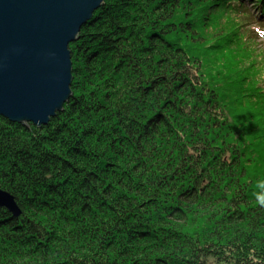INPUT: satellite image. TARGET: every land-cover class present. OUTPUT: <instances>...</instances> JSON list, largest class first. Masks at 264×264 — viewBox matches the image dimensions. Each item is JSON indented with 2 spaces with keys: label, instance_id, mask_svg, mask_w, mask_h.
I'll use <instances>...</instances> for the list:
<instances>
[{
  "label": "trees",
  "instance_id": "16d2710c",
  "mask_svg": "<svg viewBox=\"0 0 264 264\" xmlns=\"http://www.w3.org/2000/svg\"><path fill=\"white\" fill-rule=\"evenodd\" d=\"M248 2L264 17V0L105 1L70 45L63 112L0 118L22 211L0 207V264H264Z\"/></svg>",
  "mask_w": 264,
  "mask_h": 264
},
{
  "label": "water",
  "instance_id": "95a60500",
  "mask_svg": "<svg viewBox=\"0 0 264 264\" xmlns=\"http://www.w3.org/2000/svg\"><path fill=\"white\" fill-rule=\"evenodd\" d=\"M106 0H0V118L47 126L70 101V45ZM0 207L22 211L0 189Z\"/></svg>",
  "mask_w": 264,
  "mask_h": 264
},
{
  "label": "rangeland",
  "instance_id": "374dc122",
  "mask_svg": "<svg viewBox=\"0 0 264 264\" xmlns=\"http://www.w3.org/2000/svg\"><path fill=\"white\" fill-rule=\"evenodd\" d=\"M248 7L252 9V13L255 16V23L251 25L250 29L253 30L255 27H259V23L263 22L264 25V17L261 16V11L259 8L252 7L251 3H247ZM250 30V36L252 37V47L255 49H250L247 54L252 53L253 59V70H254V76L258 78V81H261V78L264 77V26L259 28V32H256L254 30V33L252 35V32ZM76 43V42H75ZM244 53H246L244 51ZM259 81V82H260ZM260 105V104H259ZM233 256V255H232ZM228 257V256H227ZM229 264V262H227Z\"/></svg>",
  "mask_w": 264,
  "mask_h": 264
}]
</instances>
